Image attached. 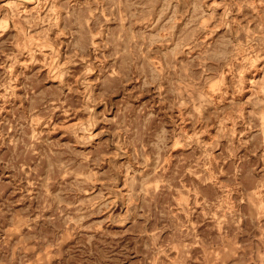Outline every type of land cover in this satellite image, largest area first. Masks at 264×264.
<instances>
[{"label": "clouds", "instance_id": "clouds-1", "mask_svg": "<svg viewBox=\"0 0 264 264\" xmlns=\"http://www.w3.org/2000/svg\"><path fill=\"white\" fill-rule=\"evenodd\" d=\"M0 29V166L64 217L60 264H120L129 235L152 241L153 264L165 237L176 264H264V79L245 87L264 72V0H0ZM99 179L122 215L103 195L80 202Z\"/></svg>", "mask_w": 264, "mask_h": 264}, {"label": "rangeland", "instance_id": "rangeland-1", "mask_svg": "<svg viewBox=\"0 0 264 264\" xmlns=\"http://www.w3.org/2000/svg\"><path fill=\"white\" fill-rule=\"evenodd\" d=\"M218 11L223 10L218 9ZM2 25L10 29L12 28L11 22L8 20H3ZM220 31L222 32L223 29H220ZM60 52L62 58L68 55L65 47H61ZM37 60L41 61L40 69H38L41 71V74L51 76L50 80L45 81L46 85L51 87L54 84H58L59 82L56 80L54 73L50 71V68L43 67V58L37 56ZM16 71H19V68H17ZM79 71H82V69L77 70L76 78L79 77ZM100 75V73H97L93 77H90V79H99ZM262 79H264V72H254L247 77L248 82L245 87L249 89L248 95H251L250 90L253 84ZM113 99L119 102L122 97H114ZM8 118L10 119L11 117ZM80 119H86V117L81 116ZM76 122V120L71 121V123ZM62 125V119L56 120L57 127ZM100 130L99 128L97 129V131ZM187 130L188 129L185 128V131ZM220 131V128L213 130L211 139H216ZM188 134L192 135L193 133L189 132ZM53 135H55V131ZM62 136L63 133H61V138ZM107 140L108 137L105 136L104 142H107ZM56 142V140L53 141V143ZM209 142H211V140ZM64 147L71 148L72 145L64 144ZM114 147L115 146H113V148ZM104 155L107 157L111 155V153H105ZM124 162L123 158H118L119 164H123ZM111 167L112 164L106 161L99 172H96L95 169L93 172L98 177H102L110 172ZM31 183V180L21 181L12 169L0 166V254L6 258L13 257L18 264H60L61 258L57 255V249L52 247L49 241L54 243L59 237L60 233L58 229L60 228V220H63L64 217H60V220L54 219V213L52 211L54 206L43 200L38 190L34 189L26 194L24 189ZM104 185L105 180L99 179L93 184L92 190L89 191L86 189L85 192L81 194L82 199L80 202H83V198L91 200L97 196L103 195L113 202L112 206L115 208V212L111 213V215H122L118 199L113 196L111 191L106 190ZM121 189L126 191V181L124 179L119 181L116 191L119 192ZM72 208V202L69 201L68 212H65L64 215L74 219L75 217L70 215ZM109 214V211H105L103 213L94 214L90 218H86L83 222L85 229L91 228L93 224H103ZM195 224L196 221L194 220L193 225L195 226ZM105 227L107 230L113 231L114 233L120 230L127 231L126 226L123 228H107L105 225ZM194 230L198 234L197 241H200L204 239V236L201 234L211 232L212 225L211 223H207V225L202 224L199 227H194ZM88 234L90 233L85 232V235ZM127 239L131 242L124 244L126 254L120 264H153L157 250L151 249L152 241L148 237H142L138 241L132 239L129 235ZM164 240V243L158 244V250L165 254L159 257L156 264H176L177 253L173 251L169 255L166 248V244L171 240V237H165ZM235 240L236 244L240 245L248 242L250 237L244 234L236 237ZM197 247L200 250L201 256L206 255L205 248H201L199 243H197ZM60 250L63 251V248ZM13 254H15V256H13ZM189 255H191V253H189ZM224 264H233V261L226 259Z\"/></svg>", "mask_w": 264, "mask_h": 264}, {"label": "bare ground", "instance_id": "bare-ground-1", "mask_svg": "<svg viewBox=\"0 0 264 264\" xmlns=\"http://www.w3.org/2000/svg\"><path fill=\"white\" fill-rule=\"evenodd\" d=\"M6 22V21H5Z\"/></svg>", "mask_w": 264, "mask_h": 264}]
</instances>
